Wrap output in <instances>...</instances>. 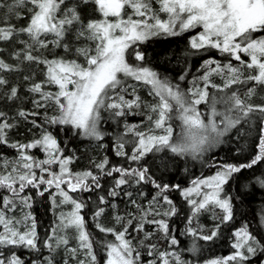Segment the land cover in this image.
Segmentation results:
<instances>
[{"label": "snow or ice", "instance_id": "1", "mask_svg": "<svg viewBox=\"0 0 264 264\" xmlns=\"http://www.w3.org/2000/svg\"><path fill=\"white\" fill-rule=\"evenodd\" d=\"M189 161L212 174L173 182ZM262 165L264 0H0V264H201L225 228L230 254L202 264H264L240 183Z\"/></svg>", "mask_w": 264, "mask_h": 264}, {"label": "trees", "instance_id": "2", "mask_svg": "<svg viewBox=\"0 0 264 264\" xmlns=\"http://www.w3.org/2000/svg\"><path fill=\"white\" fill-rule=\"evenodd\" d=\"M189 34H185L182 37H167V38H160L157 41H153L148 46V51L150 53L151 58L154 61L162 62L163 57L166 53L169 52H177L182 51L186 47V42L188 39ZM206 58V57H205ZM173 64H169L168 68L171 69ZM191 63L193 66V72H195L196 68L199 67L201 63L200 57H193L191 58ZM175 74V73H172ZM16 138V137H14ZM242 146L244 150L240 152L239 154L236 153L235 148L236 145H224L222 150L217 151V158L220 160L227 159L229 162H236L237 158L240 160H243L244 157L248 155V153L252 150V142L249 140L247 143L242 142ZM229 148L232 149V151H228ZM11 151V150H9ZM111 155V153H109ZM113 159H117L113 157ZM87 165L86 160H82L76 167L82 168ZM187 167L190 170V174H185L183 171H181L179 174L175 176V179L173 182L181 183L183 186H188L189 181L192 178L204 175L208 176L212 174V171L209 168L203 167L198 162H192L189 161L187 164ZM264 171V165L260 166L259 168H256L254 170H248L243 173V175L240 177V183H241V191L246 192L247 195L243 197L245 200V203L241 205V211L247 212L249 211V205H251L253 208L259 209L261 206H264V189H261L259 185H256L254 183H250V180L254 179V176H259L261 172ZM244 185H249L247 188L243 187ZM233 189L235 188V185L233 184ZM176 199L179 201L180 197L179 194H174ZM121 210L124 209V204L121 203L120 205ZM36 215L41 222L40 231L43 235L46 228L51 224L52 220L54 219L53 214L48 211V205L44 202H38L34 205ZM183 213H181L180 217L174 218V224L175 226L179 228H183ZM243 220L240 216V213H237V220L235 222V226L239 227L240 223H242ZM201 223L211 225L212 221L209 217H205L201 219ZM230 231L228 229H223V234L220 236V238L216 239L215 241L210 242H202V251L200 254L201 264L204 260H211L213 258L217 257H226L231 252V245H230ZM182 241H186L187 238L181 237ZM27 255V253H25Z\"/></svg>", "mask_w": 264, "mask_h": 264}]
</instances>
